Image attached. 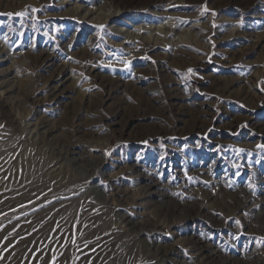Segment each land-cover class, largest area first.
Returning a JSON list of instances; mask_svg holds the SVG:
<instances>
[{"label": "rangeland", "instance_id": "374dc122", "mask_svg": "<svg viewBox=\"0 0 264 264\" xmlns=\"http://www.w3.org/2000/svg\"><path fill=\"white\" fill-rule=\"evenodd\" d=\"M0 105V264H264V0H0Z\"/></svg>", "mask_w": 264, "mask_h": 264}, {"label": "bare ground", "instance_id": "6f19581e", "mask_svg": "<svg viewBox=\"0 0 264 264\" xmlns=\"http://www.w3.org/2000/svg\"><path fill=\"white\" fill-rule=\"evenodd\" d=\"M78 9V8H77ZM87 12H89V13H91V10H87ZM101 12H102V10H101ZM111 16L110 15H108V14H105V15H103V17H102V19H108V18H110ZM170 30H169V28H167V30L164 32V33H168ZM187 35V34H186ZM132 38L134 39L135 37H133L132 36ZM145 41L147 42V43H149L150 42V40L148 39V38H146L145 39ZM151 43L152 44H155L156 43V41L155 40H152L151 41ZM110 84V83H109ZM0 107H1V105H0ZM7 143V142H6ZM68 144V146L66 147V145ZM66 145L64 144L63 145V148L65 149L64 151L65 152H68V151H71L72 149V146L73 145H71V144H69V143H67ZM1 145V144H0ZM62 147V146H61ZM53 150H55L54 152H56V154L57 153H59V151L61 150H59L58 148V146L57 145H53ZM62 151V150H61ZM19 155V154H18ZM7 157H9L6 153L4 154L2 151H0V161L2 160V159H5V158H7ZM73 160H75L76 161V159H73ZM6 164V163H5ZM7 199V198H6ZM134 226V225H133ZM134 227H136V226H134ZM138 229V228H137ZM135 230V229H134ZM139 230V229H138ZM154 231V230H153ZM191 244H192V247L194 248V253H198V252H200L203 248H205V246L204 245H201V246H197L195 243H192L191 242ZM164 253V252H163ZM194 255V254H193ZM240 264V263H239Z\"/></svg>", "mask_w": 264, "mask_h": 264}, {"label": "snow or ice", "instance_id": "6c2138e0", "mask_svg": "<svg viewBox=\"0 0 264 264\" xmlns=\"http://www.w3.org/2000/svg\"><path fill=\"white\" fill-rule=\"evenodd\" d=\"M7 15H13L12 13H8ZM15 15L19 16V15H23V13H15ZM191 71V70H189Z\"/></svg>", "mask_w": 264, "mask_h": 264}]
</instances>
